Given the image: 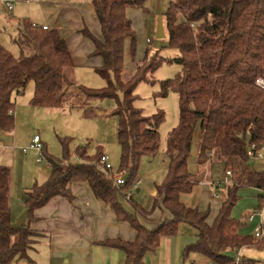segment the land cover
Segmentation results:
<instances>
[{"label": "trees", "instance_id": "16d2710c", "mask_svg": "<svg viewBox=\"0 0 264 264\" xmlns=\"http://www.w3.org/2000/svg\"><path fill=\"white\" fill-rule=\"evenodd\" d=\"M91 2L101 24V35L94 36L88 29L82 31L94 43L91 56L102 58V65L95 71L106 85L95 89L78 83L73 76L72 54L60 32L23 19L18 23L16 38L20 56L0 43V131L14 130L15 95L22 94L29 81L35 84L31 104L38 107L83 108V100L116 98L112 114L117 118L121 147V164L116 172L129 173L125 178L128 189L137 178L141 159L157 155L161 147L159 128L165 120L163 110L145 115L135 106V89L140 81L154 82L155 71L171 59L147 50L143 59L136 60L135 70L126 74L127 41L134 55L137 35L127 9L145 10L146 0ZM163 22L167 45L179 50L175 59L181 69L175 77L159 81L158 95L164 97L172 91L177 94L179 121L168 134L167 173L157 185V198L149 213L158 206L167 210L171 218L148 228L124 208L118 199L121 189L98 165L103 151L92 155L77 147L78 159L61 161L46 155L42 142L51 171L45 182L26 192L24 203L29 219L21 226L11 222V168L0 164V264H11L28 255L39 236L29 226L34 210L53 196L71 198L68 186L75 181L88 182L95 196L108 203L119 220L129 222L135 229L133 241L116 238L102 242L122 249L126 264H144L145 253L156 251L163 236L177 235L182 223L190 225L197 235L184 253L199 252L211 264H253L246 257L238 263L228 250L237 252L251 244L264 249V238L241 233L243 223L232 213L242 185L258 189L255 210L264 207V168L254 169L248 154L252 144L264 147V88L258 84L259 79L264 80V0H170ZM71 98H77V103ZM83 109L86 114L93 112L92 106ZM197 132L198 163L216 158L224 162L225 170L233 168L236 173L232 183L224 184L227 196L212 221L209 210L189 206L181 198L195 182L188 170V158ZM64 148V157L69 156L68 145Z\"/></svg>", "mask_w": 264, "mask_h": 264}, {"label": "crops", "instance_id": "0c3cea01", "mask_svg": "<svg viewBox=\"0 0 264 264\" xmlns=\"http://www.w3.org/2000/svg\"><path fill=\"white\" fill-rule=\"evenodd\" d=\"M1 1L5 3L8 10H13L16 6H14L12 1V8H9L7 1L10 0ZM33 1L38 3V11L45 15L44 18L42 17L38 21H35L37 25H47L51 29L55 28L65 38L75 65L73 70L74 79L77 82L85 81L87 79L83 77L79 78L78 76L84 75L86 72L93 75L94 73L92 71L101 77L95 71V68L102 65V58L99 56H91V53L94 51V43L90 38L84 36L82 31L83 29H88L94 36L101 35V24L91 0H29L28 4ZM144 11L142 8L127 9V16L131 18L133 27L137 30H141L140 26L143 28ZM128 43H130L129 40L127 41ZM136 60L131 58V63L135 65L134 67H136ZM102 79L104 84H106L105 79ZM93 84L96 83L90 85ZM41 109L44 108L35 107L38 113H42ZM18 131L19 129L17 127L15 135H12L11 132L5 133L0 131V164L7 165L9 159L12 164L15 162V151L17 152V150L13 142H16ZM35 135L39 134L34 133L32 139H30V144ZM199 140L200 136H198L197 132V135L193 138L192 145V150L194 149V167L189 166L192 150L188 158V170L195 182L192 190L182 194L181 198L189 206L198 207L201 211L209 210V220L212 221L221 208L224 192L219 191L218 187L220 183L213 181L208 183L203 181L204 176L201 178L198 167L206 166L209 162L215 161L214 159L216 158L205 161L202 164L198 163ZM161 143L164 151L163 155H165L162 156L167 173V141L166 145L163 142ZM23 148H21L23 153H27L30 150L28 149L27 152H24ZM78 157L76 155L74 158L78 159ZM70 160H73V158ZM251 161L250 164L254 169L261 170L264 168V160L259 165H252ZM224 169L226 168L224 167ZM225 174L226 171L223 175L224 178ZM149 177L148 174L144 175L143 178L137 177L142 179L141 186L137 189V191L142 192L138 196L141 201L140 203L132 200L131 197L133 194L130 198L127 197L125 192L124 195L127 197V200L131 201V207L133 208L132 210H127L134 213L141 224L151 228L161 223L163 219H170L171 214L158 206L155 207L152 213H149L153 207L155 198H157V185H159L157 183L161 182L160 176L156 177V179ZM37 182L39 181L36 179L34 185L25 187V192L30 191L35 184H38ZM68 187L71 198L61 195L53 196L43 206L34 210L29 226L33 231L38 232L39 236L35 238V243L28 250V255L16 258L11 264H126V254L122 249L103 245L102 242L107 239L116 238L133 241L136 237L135 229L129 222L119 220L111 206L95 196L88 182L75 181L70 183ZM254 189L256 196H258L259 190ZM12 192L13 190L10 188L11 222L15 226H21L22 224L28 223L29 216L27 207L24 200H22L21 212L17 204L14 203ZM123 207L126 208L124 205ZM142 208L146 210V213L139 212V209ZM250 216L251 214L247 217L249 224H254L258 220V224L253 229L254 234H251L256 237L257 227L260 224L262 228L264 227V207L262 216L255 215L252 219H250ZM180 228L183 230L180 235H178L179 233L177 234L178 236L165 235L160 239L159 247L156 251L146 252L144 264H211L210 259L199 252L184 253L185 247L197 240V235H194L196 236L194 239L184 238L183 236L188 233L187 230H190L192 227L187 223H182L179 226V232ZM244 228L242 226L239 231L243 234H249L250 231H245ZM193 232L195 231L193 230ZM257 237H259V240L264 238V231ZM248 249H250L249 254L247 253ZM239 250L241 257L252 259L253 264H255V253L262 252L264 249L251 244L245 245ZM234 252L236 256L237 252Z\"/></svg>", "mask_w": 264, "mask_h": 264}, {"label": "rangeland", "instance_id": "374dc122", "mask_svg": "<svg viewBox=\"0 0 264 264\" xmlns=\"http://www.w3.org/2000/svg\"><path fill=\"white\" fill-rule=\"evenodd\" d=\"M10 1L11 3L13 1L14 6L16 5L13 10H8L5 3L0 0V43L12 51L16 56H20L21 49L16 42L17 35H19L18 23L23 19H27L33 24H37L35 21H38L42 17L44 18L45 15L38 11V3L35 1L30 4H28L29 0ZM169 3L170 0H146V9L143 13V28H141V26V30L134 28L137 34L135 53L132 55L131 43H128L124 60L127 74L135 70V65L131 63V58L141 60L145 56L147 50L149 54L158 52L161 56L171 59L169 62H162L155 71L154 82L140 81L135 89L137 95L135 106L141 108L145 115H152L160 110L165 112V120L160 124L159 128L161 142L165 143V145L170 130L176 126L179 121V101L177 94L173 91L164 97L158 95L160 91L159 81L175 77L181 69L180 64L175 59L179 54V50L167 45V36L164 38H158L156 36L158 18L160 16L163 17V13L167 10ZM92 72L94 73L93 75L86 72L84 75L78 76L79 78L83 77L87 79L85 81H79L78 83L95 89L104 87L106 84H104L103 79L94 71ZM89 83L96 84L90 85ZM99 83L101 84L98 85ZM34 88V81H29L25 91L22 94L15 95V128L11 134H16V127L19 129L16 135V142H13L17 152L15 151V162L12 164L9 159L7 166L11 168L13 200L14 203L17 204L19 210H21L22 200H24L26 196L24 188L34 185L36 179L39 181L37 183L41 184L48 178L51 168L47 160V154H50L56 159H61V161H66L76 156L77 147H82V150L86 149L87 153L92 155H96L99 150L108 153L115 172L118 171L121 164V147L117 140L116 129L117 118L112 114L117 105L116 98L107 97L94 99V101L83 100L85 102L84 105L81 104L83 108L92 106L93 112L90 114H86L82 107L71 108L70 106L64 108L42 107L44 108L41 109L42 113H38L35 110L36 106L30 104ZM71 93L73 94L74 91ZM119 98H122V93H119ZM71 100H73L74 103L78 101L77 98H71ZM34 133L41 136L46 155L40 154V152L35 150H29L27 153L22 152V147L30 145V139H32ZM61 140H63V144L68 145L69 148V156H65L66 158L64 157L66 150ZM262 152H264V148ZM163 154L164 151L161 143V147L155 157L142 158L136 176L143 178L144 175L148 174L150 176L149 178L154 177L155 179L160 176V181L162 182L166 176V167L163 158L165 155ZM38 156L42 158V162L37 161ZM193 160L194 149L192 150L189 165L191 167H194ZM214 160L215 161L209 162L206 166L203 165L198 167L201 178L204 176L203 181L208 183L210 181L220 183L218 187L219 191H224V195L227 196L223 177L226 170L224 169L223 162L218 161V159ZM251 160L252 165H259V163L264 160V157H251ZM231 170L233 175H235L236 173L233 168H231ZM123 176L128 179L129 173L125 171ZM120 189L121 191L119 190L118 192L119 201L126 209L132 210L131 201L127 200V197L124 195V192H128L127 188L123 186ZM141 193L142 192L137 191L136 188L132 190V200L140 203L141 201L138 196L141 195ZM237 195L238 200L232 210L233 216L242 221L245 231H250L249 234H254L253 229L255 225L258 224V220H256L254 224H249L247 217L252 214L255 208H258L259 202L257 201L258 196H256L255 189L247 185H242L238 189ZM262 229L261 231L263 232L264 227ZM182 231V228H180L178 235H180ZM187 231L188 233L183 236L184 238L194 239V237H196L194 236L196 233L193 232L192 228ZM249 250L250 249L247 250L248 254ZM228 252L229 255L235 256L233 250H228ZM254 259L255 264H264V250L255 253Z\"/></svg>", "mask_w": 264, "mask_h": 264}, {"label": "built area", "instance_id": "2783aa9c", "mask_svg": "<svg viewBox=\"0 0 264 264\" xmlns=\"http://www.w3.org/2000/svg\"><path fill=\"white\" fill-rule=\"evenodd\" d=\"M7 6L9 8H12L11 1H7ZM43 28H47V25H44ZM258 84L262 88H264V80L259 79L258 80ZM263 148H257L255 144H252L250 146L249 150H248V154L252 158H254V157L263 158L264 157V152H262ZM28 149H34L37 152H40V154L41 153L43 154V151H42V139H41L40 135H35L34 138H33L32 143L29 146L23 148L24 152H27ZM37 161L38 162H42V158L39 156L37 158ZM98 165L101 168V170L104 171L109 176V178L113 179V181L115 182L117 187L121 188L123 186H126V179L124 178L123 174L113 171V166H112V164L110 162L108 154L104 153V154L101 155ZM233 178H234V175H233L231 169L228 168L226 170L224 183H232L233 182ZM141 183H142V179L141 178H136L135 181L132 183V185L127 189L128 192L127 193L125 192L127 197L130 198L131 195H132V190H134L135 188L138 189L140 187ZM212 184H214V183H212ZM262 213H263L262 209L261 210L256 209L254 211V213L251 214L250 219L254 218L255 215L262 216ZM261 226L262 225L257 227L256 236H260L261 235V232H262L261 231L262 230ZM235 258H236V261L238 263H240L241 253H240L239 249H238V251L236 253V257Z\"/></svg>", "mask_w": 264, "mask_h": 264}, {"label": "water", "instance_id": "95a60500", "mask_svg": "<svg viewBox=\"0 0 264 264\" xmlns=\"http://www.w3.org/2000/svg\"><path fill=\"white\" fill-rule=\"evenodd\" d=\"M156 36L158 38H164L166 36L165 29H164V22L163 17L160 16L158 18L157 28H156Z\"/></svg>", "mask_w": 264, "mask_h": 264}]
</instances>
